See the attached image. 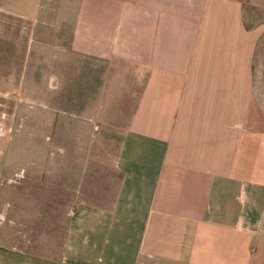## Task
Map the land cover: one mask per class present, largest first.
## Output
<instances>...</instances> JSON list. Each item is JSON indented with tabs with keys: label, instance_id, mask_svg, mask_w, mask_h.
<instances>
[{
	"label": "crops",
	"instance_id": "obj_1",
	"mask_svg": "<svg viewBox=\"0 0 264 264\" xmlns=\"http://www.w3.org/2000/svg\"><path fill=\"white\" fill-rule=\"evenodd\" d=\"M13 2L0 0V97L19 93L22 103L30 63L44 67L50 48L34 28L30 40V19ZM252 5L72 0L43 16L42 29L68 37L66 54L124 63L141 84L113 161L111 204L74 207L55 257L5 235L0 264H264V15ZM16 109L0 107V192L19 171L35 178L63 164L54 144H13L23 126L55 127L56 111Z\"/></svg>",
	"mask_w": 264,
	"mask_h": 264
},
{
	"label": "rangeland",
	"instance_id": "obj_2",
	"mask_svg": "<svg viewBox=\"0 0 264 264\" xmlns=\"http://www.w3.org/2000/svg\"><path fill=\"white\" fill-rule=\"evenodd\" d=\"M16 1L12 8L22 7L30 19V40L45 34L43 41L50 49L44 58H38L44 67L35 68V63H30L22 103H17L19 93H12L5 99L0 97V107L8 113L16 107L44 112L54 109L55 127L29 133L23 126V130L13 131L12 136L17 135L13 144H54L62 151L63 164L46 167L35 178H26L20 171L12 176L9 192L4 187L0 192V238L9 236L8 243L55 257L74 207L111 204L119 176L113 161L141 82L135 79L133 68L124 63L66 54L62 50L68 37L59 36L52 25L42 29L43 16H58L60 9L66 12L72 0H49V5L44 0ZM262 2L254 0L253 15H264ZM44 9L47 15H43ZM33 28L38 32L35 36L31 34ZM28 118L31 124L37 119L42 126L46 123L45 117ZM16 119L20 118L13 117V123Z\"/></svg>",
	"mask_w": 264,
	"mask_h": 264
}]
</instances>
